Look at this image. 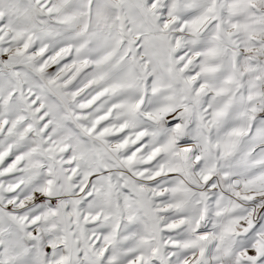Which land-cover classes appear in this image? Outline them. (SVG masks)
I'll return each instance as SVG.
<instances>
[{
  "label": "snow or ice",
  "instance_id": "obj_1",
  "mask_svg": "<svg viewBox=\"0 0 264 264\" xmlns=\"http://www.w3.org/2000/svg\"><path fill=\"white\" fill-rule=\"evenodd\" d=\"M0 264H264V0H0Z\"/></svg>",
  "mask_w": 264,
  "mask_h": 264
}]
</instances>
